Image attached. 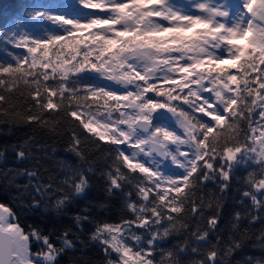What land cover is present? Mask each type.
Returning a JSON list of instances; mask_svg holds the SVG:
<instances>
[{
	"label": "snow or ice",
	"instance_id": "6c2138e0",
	"mask_svg": "<svg viewBox=\"0 0 264 264\" xmlns=\"http://www.w3.org/2000/svg\"><path fill=\"white\" fill-rule=\"evenodd\" d=\"M59 7L26 6L0 29V114H17L10 102L23 85L31 101L25 122L47 126L45 114L62 112L111 146L106 191L131 184L137 199L126 195L131 219L95 223L90 240L102 246L107 264H182L189 240L191 252L202 257L194 264H225L224 257L243 247L248 229L221 249L219 238L209 240L218 204L205 225L193 229L184 221L204 219L205 206L193 199L200 183L217 180L224 191L243 166L253 168L242 193L251 206L244 216L235 214L233 227L243 218L264 222V0H65ZM23 16L32 30H25ZM241 40L246 45L236 43ZM80 143L73 132L78 155ZM16 157L24 159L25 150ZM87 171L72 170L64 181L71 194L57 198L54 210L86 192ZM51 187L38 184L35 191L43 195ZM40 204L33 198L28 207ZM74 220L82 229L90 218L78 213ZM177 223L189 240L160 249ZM69 235L63 231L57 246L51 234L38 225L25 230L0 204V264H58L75 249ZM256 239L264 248V230ZM246 264H264V258L248 257Z\"/></svg>",
	"mask_w": 264,
	"mask_h": 264
},
{
	"label": "trees",
	"instance_id": "16d2710c",
	"mask_svg": "<svg viewBox=\"0 0 264 264\" xmlns=\"http://www.w3.org/2000/svg\"><path fill=\"white\" fill-rule=\"evenodd\" d=\"M64 2L65 0H0V29L9 26L12 17L20 14L26 6L28 10L48 7L58 11ZM22 19L27 26L25 30H32L29 18L23 16ZM85 34L77 33L81 39ZM8 47L16 53L25 52L24 49ZM50 48L54 53L55 49L52 46ZM64 52L71 53V44ZM4 58V52L0 50V59ZM12 95L14 99L10 103L17 106V114L12 115L10 112L0 114V153L3 154L0 158V203L8 206L16 214L18 222L25 230L29 225H38L45 234H51L57 246L59 241L56 238L66 229L69 230V238L76 242L75 249L61 255L58 264H107L108 258L102 246L91 241L90 234L94 231L97 221L118 223L132 218V214L126 209L125 200L129 192L132 193L133 200L137 199L134 185L126 184L123 191L108 194L103 174L109 170L112 159L108 151L111 146L107 141H100L98 137L83 130L78 121L64 116L62 112L45 114L49 121L47 126L29 124L23 119L31 103L28 89L21 85L19 91ZM73 132L81 141L78 147L81 155L73 148ZM20 148L26 152L24 159L16 157V152ZM77 168L85 171L91 169L87 171L89 188L83 195L74 196L62 211L54 210L53 205L57 198L71 194V189L64 181L71 175L72 170ZM252 171L253 168L242 166L230 181L229 188L224 191H221L220 182L217 180L200 183L194 189L193 199L205 206L204 219L198 215H190L184 221L193 229L197 224L205 225L207 216L218 204L219 208L216 209L219 211L218 226L210 233L209 240L215 244L219 238L221 249L230 237L235 236L239 239L245 228L248 229L243 247L224 257L225 264H246L248 257L264 258V248H261L256 239L261 230H264V222L250 225L248 219L243 218L238 227H233L236 224L235 214L240 212L244 216L250 209L251 201L243 198L242 193L247 190L246 181ZM28 172H35L36 176L30 178ZM38 184H51L52 187L41 195L35 191ZM33 198L41 201L39 207H28ZM209 204L213 205V208H209ZM78 213L90 218L89 222L83 224L82 229L77 227L74 220ZM176 227L177 231L165 239L160 249H172L189 240L188 233L181 228L180 223H177ZM189 244L191 247L190 240ZM190 247L189 251L181 256L182 264H194L202 258L193 254ZM160 249L154 254L156 261L161 259ZM37 250V246L33 244L32 251ZM112 259H116L114 254Z\"/></svg>",
	"mask_w": 264,
	"mask_h": 264
},
{
	"label": "rangeland",
	"instance_id": "374dc122",
	"mask_svg": "<svg viewBox=\"0 0 264 264\" xmlns=\"http://www.w3.org/2000/svg\"><path fill=\"white\" fill-rule=\"evenodd\" d=\"M93 11H99V10H93ZM87 35V33L84 35V36H86ZM87 41H85V43H86ZM236 43H239V44H244V43H247V41L245 40V41H243V40H241V41H236ZM65 53V55H69L70 53H68V52H64ZM49 56L50 57H52V56H54V53H52V50H51V48H50V51H49ZM173 167H175V166H173ZM182 171V170H181ZM120 222H118V223H110V224H119ZM136 232H137V234H140V233H142L143 231L142 230H139V229H136L135 230ZM114 255H115V257H116V259H117V256H116V254L115 253H113Z\"/></svg>",
	"mask_w": 264,
	"mask_h": 264
},
{
	"label": "water",
	"instance_id": "95a60500",
	"mask_svg": "<svg viewBox=\"0 0 264 264\" xmlns=\"http://www.w3.org/2000/svg\"><path fill=\"white\" fill-rule=\"evenodd\" d=\"M170 115V114H169ZM1 204V203H0Z\"/></svg>",
	"mask_w": 264,
	"mask_h": 264
}]
</instances>
